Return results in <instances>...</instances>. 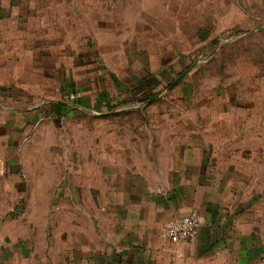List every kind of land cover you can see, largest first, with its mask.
<instances>
[{"label": "rangeland", "instance_id": "obj_1", "mask_svg": "<svg viewBox=\"0 0 264 264\" xmlns=\"http://www.w3.org/2000/svg\"><path fill=\"white\" fill-rule=\"evenodd\" d=\"M1 4L23 12L10 23L23 31L22 48L46 45V39L38 41L43 33L61 40V55L50 60L58 78L69 77L73 85L49 99L79 96L64 105L61 117L40 115L33 141L23 146L28 175L21 178L22 200L37 195L33 190L40 186L46 206L55 208L40 212L39 203L24 205L17 215L44 223L50 218V256L64 259V221L70 217L73 224L87 218L88 232L96 221L109 249L111 201L167 185L182 155H202L201 167L210 158L219 167L239 168L241 175L225 176V184L236 179L247 186L248 197L264 195V0ZM37 101V110L48 106ZM229 152L235 162L229 163ZM15 213L16 206L0 205V233L17 228L4 229ZM3 243L0 264H16L17 258L1 253Z\"/></svg>", "mask_w": 264, "mask_h": 264}, {"label": "crops", "instance_id": "obj_2", "mask_svg": "<svg viewBox=\"0 0 264 264\" xmlns=\"http://www.w3.org/2000/svg\"><path fill=\"white\" fill-rule=\"evenodd\" d=\"M2 7L1 4L0 205L16 206L11 226L4 229L17 228L0 233L4 242L1 253L17 258L16 264H264V195L248 197L247 186L236 179L226 185L225 176L241 175L237 172L242 170L231 169L230 165L219 167L210 158L201 167L205 159L200 154L191 159L179 156L176 167L168 174L170 180L165 181L167 185L148 192L140 188L138 194L127 197L122 193L111 201L109 249L104 247L103 232L96 221L94 226L91 223L94 231L88 232L87 218L73 224L70 217L67 223L64 221V235H68L64 259L58 254L50 256L53 235L46 231L50 218L44 223L45 219L38 216L26 219L17 215L24 205L32 208L39 203L40 212L45 207L55 208L51 203L46 206L40 186L33 190L37 195L26 203L22 200L21 178L28 175L23 169V146L33 141L35 124L42 120L40 115L65 114L64 103L49 98H54L58 88L65 93V86L70 89L73 84L69 77L58 78L55 61L50 60L62 52L57 47L61 42L57 41V33H43L38 41L46 39L44 46L39 43L34 49L22 48L23 31L10 23L23 12ZM39 98L45 99L48 106L37 110ZM234 157L229 152V163L235 162ZM187 164L191 168H186ZM31 173L38 171L32 169ZM43 174L50 176L47 171ZM192 210L200 216L195 242L172 243L161 235V226ZM9 220L4 217V222ZM26 224L29 229L23 230Z\"/></svg>", "mask_w": 264, "mask_h": 264}, {"label": "built area", "instance_id": "obj_3", "mask_svg": "<svg viewBox=\"0 0 264 264\" xmlns=\"http://www.w3.org/2000/svg\"><path fill=\"white\" fill-rule=\"evenodd\" d=\"M78 95L75 92L63 97L64 105L73 104L78 101ZM200 226V216L196 210L188 214L171 220L161 226V235L172 243H193L195 242Z\"/></svg>", "mask_w": 264, "mask_h": 264}, {"label": "trees", "instance_id": "obj_4", "mask_svg": "<svg viewBox=\"0 0 264 264\" xmlns=\"http://www.w3.org/2000/svg\"><path fill=\"white\" fill-rule=\"evenodd\" d=\"M139 86L143 87L144 86V83L143 82H140Z\"/></svg>", "mask_w": 264, "mask_h": 264}]
</instances>
